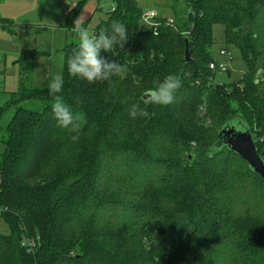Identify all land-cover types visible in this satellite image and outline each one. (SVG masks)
Segmentation results:
<instances>
[{"label":"trees","instance_id":"1","mask_svg":"<svg viewBox=\"0 0 264 264\" xmlns=\"http://www.w3.org/2000/svg\"><path fill=\"white\" fill-rule=\"evenodd\" d=\"M114 2L93 31L126 26L123 48L102 53L119 75L73 78L77 44L62 50L58 95L86 118L78 141L48 86L22 81L0 106V264H264V181L218 135L249 129L264 160V0H171L154 25L136 0ZM214 23L246 66L232 83L212 80ZM168 74L182 81L174 103L142 97Z\"/></svg>","mask_w":264,"mask_h":264},{"label":"rangeland","instance_id":"2","mask_svg":"<svg viewBox=\"0 0 264 264\" xmlns=\"http://www.w3.org/2000/svg\"><path fill=\"white\" fill-rule=\"evenodd\" d=\"M78 1L0 0V106L8 99V91L16 89L22 81L43 87L48 86L52 76L62 74L63 47L68 43L78 44L74 29L82 25L93 31L115 4L114 0H83L80 12L67 22L68 11ZM136 1L143 10L154 8L157 15L171 13L167 8L171 0ZM212 36V56L224 63L223 69L213 71V82L223 84L239 80L246 70L239 50L228 48L231 59L225 61L219 54L225 46L222 24L212 25ZM8 232L9 226L0 217V233ZM24 235L32 237L29 233Z\"/></svg>","mask_w":264,"mask_h":264},{"label":"clouds","instance_id":"3","mask_svg":"<svg viewBox=\"0 0 264 264\" xmlns=\"http://www.w3.org/2000/svg\"><path fill=\"white\" fill-rule=\"evenodd\" d=\"M78 44L72 50V54L66 59L68 74L79 77L87 83L111 81L113 76L122 72V67L114 60H108L102 53L112 51L116 46L123 48L129 39L126 26L120 21H113L111 32L101 30L98 34L84 26L74 29ZM63 75L56 74L48 82L49 94L53 96L51 109L56 120L57 127L67 129L75 133L71 140L80 139V131L86 123L85 114L74 110L73 106L58 95L63 88ZM182 86L181 78L176 74H168L163 80L157 81L151 90L152 103L167 106L177 99L176 93ZM135 115V112L130 113ZM139 114L147 117V111L141 109Z\"/></svg>","mask_w":264,"mask_h":264},{"label":"water","instance_id":"4","mask_svg":"<svg viewBox=\"0 0 264 264\" xmlns=\"http://www.w3.org/2000/svg\"><path fill=\"white\" fill-rule=\"evenodd\" d=\"M188 58L189 52L186 45L185 59ZM257 81L255 79V82ZM142 97L144 99L151 98V91L144 92ZM218 135L228 148L236 152L248 164L252 171L264 181V160L255 149V144L249 129L228 124L219 130Z\"/></svg>","mask_w":264,"mask_h":264},{"label":"built area","instance_id":"5","mask_svg":"<svg viewBox=\"0 0 264 264\" xmlns=\"http://www.w3.org/2000/svg\"><path fill=\"white\" fill-rule=\"evenodd\" d=\"M157 15V12L154 8H147L146 10H143L141 13V18L143 22L147 23L148 25H154L157 22H155L153 19ZM168 21H171V18L167 19ZM219 54L222 55L225 58V61L231 59V54L226 49H220ZM209 68L220 70L224 68L223 62H210ZM21 243L25 247L27 252H33L35 250L36 244H37V238L29 237L27 235H23L21 237Z\"/></svg>","mask_w":264,"mask_h":264},{"label":"crops","instance_id":"6","mask_svg":"<svg viewBox=\"0 0 264 264\" xmlns=\"http://www.w3.org/2000/svg\"><path fill=\"white\" fill-rule=\"evenodd\" d=\"M7 21H8V20H7ZM13 90H14V89H13ZM9 91H10V90H9ZM9 91H8V92H9Z\"/></svg>","mask_w":264,"mask_h":264}]
</instances>
